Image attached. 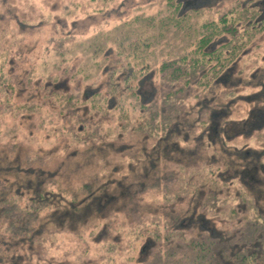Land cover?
Instances as JSON below:
<instances>
[{
  "label": "trees",
  "instance_id": "1",
  "mask_svg": "<svg viewBox=\"0 0 264 264\" xmlns=\"http://www.w3.org/2000/svg\"><path fill=\"white\" fill-rule=\"evenodd\" d=\"M147 1L92 55L48 37L45 76L0 34V264H264V70L259 91L209 96L264 37V0ZM182 33L185 50L157 51ZM19 148L25 168L3 165ZM62 149L81 178L54 191L36 168ZM63 234L78 250L57 257Z\"/></svg>",
  "mask_w": 264,
  "mask_h": 264
},
{
  "label": "rangeland",
  "instance_id": "2",
  "mask_svg": "<svg viewBox=\"0 0 264 264\" xmlns=\"http://www.w3.org/2000/svg\"><path fill=\"white\" fill-rule=\"evenodd\" d=\"M230 1L227 0L226 3ZM104 5L106 4L102 1L96 2L93 0H0V34H6L17 40L24 37L21 45L25 48V57L28 60L36 61L35 74L37 76H45L53 64L60 59V56L56 52L44 49L47 43L46 40L51 35H74L75 42L78 44V46L75 45L76 50L80 51L82 48L85 50L87 46L90 55H92L95 49H100L117 32V29L120 27L118 23L120 20L122 21L121 16L123 18L128 16L124 20H131V25L134 26L138 23V20H143V15L150 13V3L147 0H114L106 9H100ZM202 12L201 10L200 16H197L198 22L208 17L205 11L204 15ZM143 26L144 24L140 28ZM129 30L131 31L132 27ZM181 36L183 39L178 37L173 41L169 38L164 48H159L157 51L175 50L172 48L175 46L178 49L185 50L189 45L191 35L182 33ZM163 42L157 43L155 41V44L160 46ZM256 43L239 58L231 74L224 77V82L220 81L213 86L209 96L217 98L218 103L221 101L220 95L222 92L230 91L232 88L237 91L238 95L243 96H248L252 92L261 89V87L257 86L258 80L256 75H258V72L254 69L259 68L264 70V37L259 38ZM93 64L96 65V63ZM96 66L95 68H97ZM259 73H262L261 70ZM101 84L104 85L103 83ZM104 86L102 87L104 88ZM145 87L147 95L149 90H152V86L150 83H147ZM230 93L233 92L231 91ZM238 95H236L235 99H238ZM236 103H241L245 107L249 104H245L242 100H236ZM244 116H247V109H244L241 113L234 110V114H231L230 118L239 120L240 117ZM246 125L247 123L241 124L237 121L235 124L229 125L228 131L244 130ZM39 139L43 142V149H52L50 135L46 130H42ZM107 149L108 147L106 146L102 151L106 150L107 153ZM63 150L56 152V159H50L48 164L39 165L40 167L36 168V173L39 170L52 173L51 180L54 179L55 182L51 188L54 191H60V188H63L62 186L74 184L81 178V171L76 163L70 162L72 161V155L70 153L67 154L68 151ZM2 152L6 154L7 159L3 162V165L8 164L11 167L16 165L18 167L20 163L25 168L23 158L26 150L19 148L14 151ZM45 178L49 179L50 176L48 175ZM58 184L60 185L58 186ZM55 242L59 245L58 249H54V255L57 257L66 252L73 254L75 250H78L76 238L70 235H60ZM71 257L73 256L71 255Z\"/></svg>",
  "mask_w": 264,
  "mask_h": 264
}]
</instances>
